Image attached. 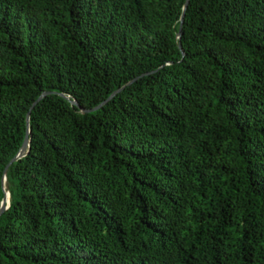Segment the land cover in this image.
I'll return each mask as SVG.
<instances>
[{
  "label": "trees",
  "instance_id": "trees-1",
  "mask_svg": "<svg viewBox=\"0 0 264 264\" xmlns=\"http://www.w3.org/2000/svg\"><path fill=\"white\" fill-rule=\"evenodd\" d=\"M186 2L0 0V264H264V0Z\"/></svg>",
  "mask_w": 264,
  "mask_h": 264
},
{
  "label": "water",
  "instance_id": "water-1",
  "mask_svg": "<svg viewBox=\"0 0 264 264\" xmlns=\"http://www.w3.org/2000/svg\"><path fill=\"white\" fill-rule=\"evenodd\" d=\"M191 0H187V2L185 3V10H184V13L182 15V25H183V22H184V19H185V14H186V9L189 5ZM182 30L179 32V38L182 36ZM180 48L182 49V45H180ZM136 81V80H135ZM135 81H133L130 85H132ZM123 90H125V87L122 88L121 90L117 91L107 102H104L103 104H101L100 106L94 108V109H84L82 108V112L83 113H92L96 110H99L101 109L104 105H107L110 101H112L113 99H115ZM52 93H45L40 99L39 101L34 105L33 109L42 101L44 100L47 96L51 95ZM65 96V95H64ZM70 99V97H68ZM74 105H77L79 106L78 102L77 101H72ZM30 117H32V112H29L28 114V127H29V130H28V135H27V138L25 140V143L21 149V151L19 152V154L17 155V157L10 163V165L8 166V169H6L5 173H4V176H3V187H4V191H5V196L3 198V201H2V204H1V207H0V214H2L6 209L10 208L11 206V198L9 199V196L8 194L11 195L10 193V187H9V178H8V170L9 168L17 163L18 161L24 159L25 157L28 156L29 152H30V147H31V140L29 138V135H30Z\"/></svg>",
  "mask_w": 264,
  "mask_h": 264
},
{
  "label": "bare ground",
  "instance_id": "bare-ground-1",
  "mask_svg": "<svg viewBox=\"0 0 264 264\" xmlns=\"http://www.w3.org/2000/svg\"><path fill=\"white\" fill-rule=\"evenodd\" d=\"M8 196H9V199L11 198V195L10 194H8Z\"/></svg>",
  "mask_w": 264,
  "mask_h": 264
}]
</instances>
